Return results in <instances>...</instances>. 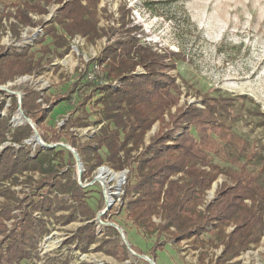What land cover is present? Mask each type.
I'll return each instance as SVG.
<instances>
[{"label": "trees", "instance_id": "obj_1", "mask_svg": "<svg viewBox=\"0 0 264 264\" xmlns=\"http://www.w3.org/2000/svg\"><path fill=\"white\" fill-rule=\"evenodd\" d=\"M100 1L69 0L63 4L64 0H57L63 5L55 19L47 24L46 35L53 37L57 49L67 52V37L73 39L80 35L93 43L103 37L109 40L116 32L118 39L85 65L87 78L95 71V65L101 66L103 77L95 74L84 90L77 88V84L70 87L64 95L55 96V102L50 96L28 89L20 106L16 96L10 97L9 115H1L8 101L7 95H1L0 264H22L37 258L39 237L50 231L46 220L54 218L68 224L76 220L77 211L89 222L77 235L87 243L84 250L96 241L95 224L91 223L96 213L87 202V191L74 176L75 162L69 164L65 160V155L71 158L72 153L57 148L33 152L26 141L35 135L34 128L28 123L14 127L11 122L20 108L32 120L43 141L64 140L78 151L85 168L82 181L91 178L102 166L115 172L128 171L122 206L140 232L155 236L149 253L154 262L157 263V253L165 250L167 242L202 243V235L213 227L220 240V245L214 246L223 247L214 264H230L242 252L258 246L264 235V186L259 184L264 169L253 171L248 165L257 153L241 149L247 160L239 163L236 171L213 162V157L227 154L225 146L238 142L242 147L247 145L228 126L233 101L207 96L205 109L195 105L179 107L180 87L174 77L165 73L176 69L181 55L141 43L135 34L137 27H129L123 13L117 20L119 29L117 24L100 27V12L108 13L105 7L101 11ZM51 3L47 0L45 4ZM45 7L25 3L18 6L15 14L7 13L8 18L13 17L17 22L12 27L18 38L20 31L16 29L34 25L30 13L46 14ZM44 35L36 42H43ZM42 49L45 53L52 52L49 45ZM43 61V57L36 58L30 52V47L17 51L0 45V86L17 77L41 74ZM139 68L145 74H138ZM117 81L121 85L112 88L110 84ZM76 92L75 109L65 124L59 128L47 126L54 107ZM97 92L100 94L96 100L98 122L103 125L82 143L71 129L89 125L91 112L86 106ZM156 124H160L158 132L146 142L147 134ZM103 148L107 151L105 158L100 153ZM221 175L226 181L206 205L208 191ZM60 195H68L77 204L76 208ZM72 209L69 215L57 217V213ZM35 212L41 216L34 217ZM229 227H233L230 232ZM111 240L101 241L97 250L121 261L129 259L127 246ZM130 248L142 254L131 244Z\"/></svg>", "mask_w": 264, "mask_h": 264}, {"label": "rangeland", "instance_id": "obj_2", "mask_svg": "<svg viewBox=\"0 0 264 264\" xmlns=\"http://www.w3.org/2000/svg\"><path fill=\"white\" fill-rule=\"evenodd\" d=\"M46 1L0 0V45L17 51L30 47V52L35 53L36 58L44 59V70L41 74L17 77L14 81L0 86V99L3 93L8 96L7 105L1 115H9L11 96L17 97L20 106V100L28 89H33L42 96H50L54 102L57 101L55 96L64 95L76 84L77 88L86 89L89 79L85 74V65L91 59L99 57L105 47L119 37L115 32L109 40L103 37L93 43L80 35L73 39L67 37L69 51L57 49L53 44V37L46 35L49 28L47 24L55 19L58 9L69 0H64L63 4H59L57 0H49L52 3L48 5L45 4ZM25 3L46 6L47 13H30L34 25L19 27L20 30L17 28L20 31L18 38L12 27L17 22L6 15L15 14L18 6ZM99 7L101 11L104 7L108 9V13L100 12V27L117 24L119 29L117 20H120L123 13V19L129 22V27H137L135 34L141 43L162 52L181 55L182 60L176 63V69L165 73L174 77L180 87L182 93L179 107L195 105L199 109H205L204 99L207 96H221L233 101V114L228 126L237 139L246 141L247 145L242 147L238 142L239 145L225 146L227 154L221 158L213 157L215 164L226 170L236 171L238 164L247 160L241 149H248L249 152L257 153L248 162L249 168L253 171L264 169V0H101ZM55 26L59 33L63 32L58 24ZM43 35V42L37 43L36 40ZM45 45H49L51 53H45L42 49ZM137 73L145 74V71L139 68ZM99 74L103 77L101 72ZM110 85L116 89L121 81ZM99 95L97 92L86 106L87 111L91 112L89 125L71 129L82 143L91 139L103 125L98 122L100 116L97 113L96 100ZM76 96L77 92L54 107L46 122L47 126L59 128L65 124L69 114L75 109ZM39 102L47 107L42 100ZM20 114L17 111L13 116L11 122L14 127L27 124ZM159 127L160 124L153 127L146 136V142L158 132ZM33 137L26 141V145L33 152L45 149ZM42 143L57 145V149L70 152L64 145H71L64 140L53 143L42 140ZM100 153L104 158L107 155L104 148ZM65 160L69 164L75 162L74 176L87 191V202L96 213L91 221L95 224L96 241L84 250L87 243H83L77 235L81 227L89 222L78 211L75 213L76 220L68 224L54 218L47 219L50 231L39 237L38 250L35 253L37 258L22 264H150L144 257L151 259L149 253L156 238L140 232L129 221L122 206L128 171L115 172L108 166H102L91 178L82 181L84 165L80 176L74 155L70 158L66 154ZM121 176L123 182L120 181ZM224 181L226 178L221 175L214 183L206 196V205L214 199L217 188ZM259 184L264 186V172L259 176ZM25 192L28 190L25 189ZM59 197L76 208L77 204L68 195ZM108 197H112L113 202L106 210ZM73 211L59 212L57 217L69 215ZM107 212L111 213L105 214ZM40 216V213H34V217ZM232 229L233 227H229L228 232ZM108 239H115L121 245L127 246L129 259L121 261L97 250L100 242ZM201 241L203 242L189 240L180 244L169 241L165 250L157 253L158 260L155 264H214L221 256L223 247L214 246L220 245V240L213 227L202 235ZM130 244L137 247L142 254L131 250ZM229 263L264 264V235L258 246L242 252Z\"/></svg>", "mask_w": 264, "mask_h": 264}, {"label": "water", "instance_id": "obj_3", "mask_svg": "<svg viewBox=\"0 0 264 264\" xmlns=\"http://www.w3.org/2000/svg\"><path fill=\"white\" fill-rule=\"evenodd\" d=\"M21 100H20V104H21ZM19 113H21L22 115H24L27 123L30 124L34 128L35 135H34L33 138L36 139L37 141H39L41 143V146L43 148H45V149H53V148H56L57 147V145H52L51 146V145L43 144L42 143V140H41V136L38 133V131L35 129V126H34V123L32 122V120L25 115L24 111L21 108L19 109ZM64 146L74 155V157L76 159V162H77V165H78V167L80 169V176H81V174H82V170L81 169L83 167V163L81 161V158H80V155H79L78 151L75 148L71 147V146H67V145H64ZM109 207H110V205L107 202V208H106V210H108ZM144 259L147 260L150 264H155V262L152 259H150L148 256H145Z\"/></svg>", "mask_w": 264, "mask_h": 264}, {"label": "built area", "instance_id": "obj_4", "mask_svg": "<svg viewBox=\"0 0 264 264\" xmlns=\"http://www.w3.org/2000/svg\"><path fill=\"white\" fill-rule=\"evenodd\" d=\"M95 71L94 72H92V73H90L89 75H88V79L91 81V80H93V78H94V76H95V74H97V73H100L101 72V66L100 65H95ZM111 199L113 200V198L111 197ZM108 202V201H107ZM109 203V202H108ZM109 205H111V203H109Z\"/></svg>", "mask_w": 264, "mask_h": 264}, {"label": "bare ground", "instance_id": "obj_5", "mask_svg": "<svg viewBox=\"0 0 264 264\" xmlns=\"http://www.w3.org/2000/svg\"><path fill=\"white\" fill-rule=\"evenodd\" d=\"M20 116H21L24 120H26L25 117H24V115H21V114H20ZM34 140H35V139H34ZM35 141L37 142V140H35ZM100 172H102V171H100ZM120 181L123 182V176H121V180H120ZM108 202H109V203H112L113 200H112L110 197H108Z\"/></svg>", "mask_w": 264, "mask_h": 264}]
</instances>
